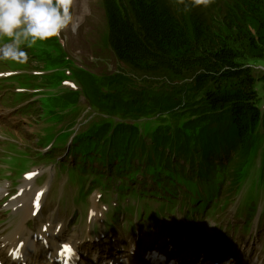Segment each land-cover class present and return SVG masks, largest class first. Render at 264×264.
Masks as SVG:
<instances>
[{"label":"trees","instance_id":"1","mask_svg":"<svg viewBox=\"0 0 264 264\" xmlns=\"http://www.w3.org/2000/svg\"><path fill=\"white\" fill-rule=\"evenodd\" d=\"M102 4L106 46L146 86H163L166 92L152 99L150 109L166 112V120L159 115L146 145L137 126L110 120H135L121 105L131 78L104 77L114 91L107 95L82 85L85 98L109 117L91 128L101 159L129 166L145 160L142 172L170 184L203 183L227 168L224 161L231 165L229 177L240 174L251 156L247 143L258 128L264 98V0H215L206 10L175 8L165 0ZM50 46L62 56L55 40ZM181 79L190 82L184 91H167ZM170 93L181 98L173 101Z\"/></svg>","mask_w":264,"mask_h":264},{"label":"rangeland","instance_id":"2","mask_svg":"<svg viewBox=\"0 0 264 264\" xmlns=\"http://www.w3.org/2000/svg\"><path fill=\"white\" fill-rule=\"evenodd\" d=\"M75 5H77L79 8V11L75 17L80 16L79 18H81L78 30L75 34L69 30L63 33L60 39L64 51L73 63L69 68L74 72V74L76 73L82 77L85 87L94 85V90H98L97 76L111 74L117 71L132 75L126 67L116 62L112 53L106 50V47L101 41V37L105 32V20L100 6V1L77 0ZM25 64L27 65L26 68H28L25 69L26 71L40 69L39 66L37 67L38 62L30 57L28 62ZM41 66L44 68L43 65ZM61 70L62 69L58 71L56 77L63 79ZM258 71L262 70L259 68L255 70L256 77L259 75ZM65 75L70 77L71 73L65 72ZM12 80L18 82L15 79ZM135 81L137 84L142 85V82L139 79H136ZM69 82L73 81L70 80ZM188 84H190V82L187 80H177L172 83L171 86L173 87L167 88V91L170 88H174L176 91H184L182 87H185ZM61 88L67 90V84L62 82ZM169 96L174 101H178L181 98V95L174 93H170ZM81 104L82 111L84 112L83 117H85L88 112L85 107V104L87 103L81 99ZM77 112H80V107L77 108ZM80 127L81 126L75 127V131H77ZM5 155L6 156L3 160V163L7 170L13 174L12 177L14 178L17 176L18 172L26 169L30 165L22 152H17L9 146L7 147V152ZM255 169L256 171L263 173L262 168L259 167Z\"/></svg>","mask_w":264,"mask_h":264},{"label":"clouds","instance_id":"3","mask_svg":"<svg viewBox=\"0 0 264 264\" xmlns=\"http://www.w3.org/2000/svg\"><path fill=\"white\" fill-rule=\"evenodd\" d=\"M75 0H0V61L25 64L28 50L63 33H76ZM205 5L211 0H196ZM225 264H232L231 258Z\"/></svg>","mask_w":264,"mask_h":264},{"label":"bare ground","instance_id":"4","mask_svg":"<svg viewBox=\"0 0 264 264\" xmlns=\"http://www.w3.org/2000/svg\"><path fill=\"white\" fill-rule=\"evenodd\" d=\"M131 74H132V76L138 77L134 72H132ZM16 123L17 122H13L12 121V124H16ZM21 212H25V210H22ZM54 246H56V243H53V245H52V247L50 249H53ZM32 248H34V247L32 246ZM24 253H25V257L24 258H29L30 253L28 252L27 249H25ZM51 258H54V255H51Z\"/></svg>","mask_w":264,"mask_h":264},{"label":"snow or ice","instance_id":"5","mask_svg":"<svg viewBox=\"0 0 264 264\" xmlns=\"http://www.w3.org/2000/svg\"><path fill=\"white\" fill-rule=\"evenodd\" d=\"M64 249H65V251H67L68 250L67 246H64Z\"/></svg>","mask_w":264,"mask_h":264}]
</instances>
